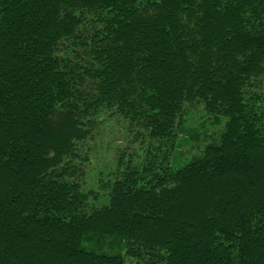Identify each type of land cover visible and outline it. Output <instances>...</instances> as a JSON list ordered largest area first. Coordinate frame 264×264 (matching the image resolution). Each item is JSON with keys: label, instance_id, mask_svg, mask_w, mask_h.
I'll list each match as a JSON object with an SVG mask.
<instances>
[{"label": "trees", "instance_id": "obj_1", "mask_svg": "<svg viewBox=\"0 0 264 264\" xmlns=\"http://www.w3.org/2000/svg\"><path fill=\"white\" fill-rule=\"evenodd\" d=\"M0 264H264V0H0Z\"/></svg>", "mask_w": 264, "mask_h": 264}, {"label": "rangeland", "instance_id": "obj_2", "mask_svg": "<svg viewBox=\"0 0 264 264\" xmlns=\"http://www.w3.org/2000/svg\"><path fill=\"white\" fill-rule=\"evenodd\" d=\"M103 128V127H102ZM115 128H110V127H106L104 126V130L100 131V136H99V141H97V146L95 148H97L95 150L96 154H95V158L93 159V164H98L97 159H105L106 161L109 159L110 160V154H107L105 151L110 148H112L114 145L119 146L122 143V137L117 135L114 132ZM108 133H110V136L108 135ZM109 136V138H108ZM185 149L183 148V151Z\"/></svg>", "mask_w": 264, "mask_h": 264}]
</instances>
